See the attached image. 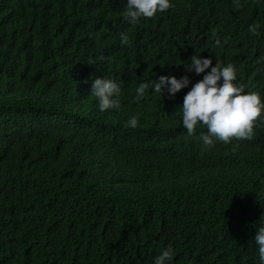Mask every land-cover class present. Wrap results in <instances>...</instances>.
<instances>
[{"label":"trees","instance_id":"16d2710c","mask_svg":"<svg viewBox=\"0 0 264 264\" xmlns=\"http://www.w3.org/2000/svg\"><path fill=\"white\" fill-rule=\"evenodd\" d=\"M125 4L0 0V264H153L169 245L172 264H259L264 120L202 152L179 108L194 55L264 98V0H172L136 24ZM94 75L121 85L120 110L99 111ZM161 75L191 84L135 102Z\"/></svg>","mask_w":264,"mask_h":264},{"label":"clouds","instance_id":"9594fccd","mask_svg":"<svg viewBox=\"0 0 264 264\" xmlns=\"http://www.w3.org/2000/svg\"><path fill=\"white\" fill-rule=\"evenodd\" d=\"M238 3V0H234ZM172 7V0H126L123 17L126 22L136 24L141 18H152L157 13H163ZM258 25H250L249 32L255 33ZM129 37L120 33V41L127 44ZM216 46H221V41H215ZM104 63L94 58L87 62V66L98 69ZM186 72L203 74V78L192 84L185 94L179 110L181 112V126L188 136H192L197 127L207 129L200 135L202 152L211 151L216 147V141L230 144L233 140H250L254 135L257 122L264 120V98L255 91H248L247 86L238 82L235 66L224 65L216 61L213 66L211 58L198 55L191 57L190 63L185 65ZM91 81L90 95L96 98L99 111L120 110L121 85L115 81L114 76L94 75ZM104 76V77H102ZM191 80L188 75L177 78L173 75H161L158 79L141 82L135 89V102H140L148 94L149 89L153 94L165 92L171 97L188 88ZM126 128L136 129L138 118L130 117ZM258 248L259 264H264V219L256 228L252 239ZM175 251L171 245L153 259V264H172Z\"/></svg>","mask_w":264,"mask_h":264}]
</instances>
